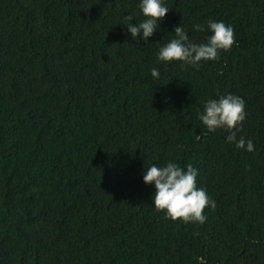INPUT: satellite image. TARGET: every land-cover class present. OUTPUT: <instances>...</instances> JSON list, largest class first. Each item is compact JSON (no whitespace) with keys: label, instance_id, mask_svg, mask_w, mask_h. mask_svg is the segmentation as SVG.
Returning <instances> with one entry per match:
<instances>
[{"label":"trees","instance_id":"obj_1","mask_svg":"<svg viewBox=\"0 0 264 264\" xmlns=\"http://www.w3.org/2000/svg\"><path fill=\"white\" fill-rule=\"evenodd\" d=\"M138 5L0 0V264H264V0H165L147 41L124 25ZM210 19L234 30L218 60L157 62L177 26L202 43ZM229 93L253 152L198 118ZM168 161L198 170L204 223L152 207L144 167Z\"/></svg>","mask_w":264,"mask_h":264},{"label":"clouds","instance_id":"obj_2","mask_svg":"<svg viewBox=\"0 0 264 264\" xmlns=\"http://www.w3.org/2000/svg\"><path fill=\"white\" fill-rule=\"evenodd\" d=\"M143 20L136 19L130 13L124 16V25L134 41H147L160 29V22L166 16L169 8L165 0H139L138 5ZM207 31L210 33L206 42L193 43L182 25L177 26L167 43H161L156 60L158 63L170 64L180 62V66L199 67L202 61H216L221 51H228L235 43L234 30L223 21L208 20ZM193 30L204 31V26L197 23ZM142 33V35H141ZM150 74L154 79L161 76L160 69L153 67ZM199 120L209 132L225 129L230 132L226 141L237 149L253 152L255 145L251 140L237 137L236 131L245 120V102L243 98L225 94L217 99H209L203 104L199 113ZM236 131H233V130ZM198 170L191 164L181 167L180 164L168 161L162 166L155 164L144 167L142 181L145 185H153L154 193L151 196L152 207L165 213L172 221L204 223L206 208H215V201L210 198L206 189L197 186ZM198 264H207L203 256L196 258Z\"/></svg>","mask_w":264,"mask_h":264}]
</instances>
